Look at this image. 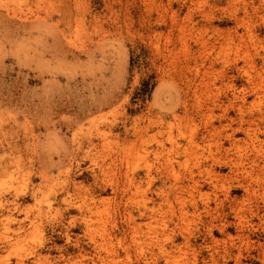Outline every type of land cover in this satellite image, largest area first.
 <instances>
[{"label":"bare ground","instance_id":"bare-ground-1","mask_svg":"<svg viewBox=\"0 0 264 264\" xmlns=\"http://www.w3.org/2000/svg\"><path fill=\"white\" fill-rule=\"evenodd\" d=\"M232 19L230 31L220 34L206 14L202 28L212 29L211 34L193 56L215 52L210 68L224 57L225 65L247 77L241 89L229 77L226 94H220L210 80L209 91L191 99L195 78L185 76L182 116L178 110L141 115L119 122L121 128L111 122L86 131H74L76 122L53 124L71 132L65 159L57 165L64 167L57 176L65 178V186L46 203L34 185L27 192H0V251L35 232L51 237L15 262L0 258V264H41L52 251L58 252V262L103 264L91 228L94 216L111 201L113 235L128 243L126 250L138 252V259L127 264H264V0H249ZM189 20L194 31L199 23ZM258 64L262 74H249L248 68ZM4 122L0 118V178L24 174L31 183L49 180L56 165L37 167L33 129L21 137ZM116 129L122 131L115 135L121 146L139 148L144 165L126 172L110 199L103 196L107 182L101 180L104 169L97 158L105 132ZM84 175L92 178V188L83 186Z\"/></svg>","mask_w":264,"mask_h":264},{"label":"rangeland","instance_id":"rangeland-1","mask_svg":"<svg viewBox=\"0 0 264 264\" xmlns=\"http://www.w3.org/2000/svg\"><path fill=\"white\" fill-rule=\"evenodd\" d=\"M248 1L0 0V118L18 129L21 137L24 130L33 129L38 136L34 154L37 167L56 165L47 181L35 179L31 183L24 174L2 177L0 192H27L34 185L40 187L38 199L46 203L65 186V178L57 176L64 167L57 165L65 159L71 132L54 128V123L76 122L74 131H86L103 129L111 122H118L121 128L119 122L141 115L152 118L178 110L182 116L184 96L180 88L185 76L195 78L197 92L195 98L188 95L191 99L208 92L210 80H215L212 89L220 94H226L229 77L236 78L234 86L241 89L247 77L225 65L224 57L210 68L215 52L200 51L195 59L193 54L211 34L212 29L202 28L206 14L213 16L215 31L226 34L234 24L232 14L241 12ZM190 18L199 23L194 31L190 30ZM259 33L262 36L263 30ZM260 67L248 68L249 74L256 76L258 71L261 75ZM247 92L248 100L253 101L251 91ZM121 132H105L97 158L104 169L101 180L107 182L103 196L110 199L121 187L124 174L144 165L139 148L126 150L121 146L115 136ZM81 181L85 188L93 187L89 175ZM113 209L111 201L94 216L92 237L101 246L103 264L134 263L137 250H126L128 243L113 235ZM50 237L49 232L43 236L35 232L12 241L0 251V258L15 262ZM49 256L50 260L41 264L76 263L67 262L68 258L58 262L57 251Z\"/></svg>","mask_w":264,"mask_h":264}]
</instances>
